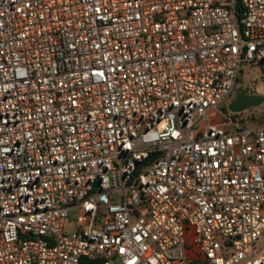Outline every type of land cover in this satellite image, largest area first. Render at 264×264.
Masks as SVG:
<instances>
[{
	"label": "built area",
	"instance_id": "built-area-1",
	"mask_svg": "<svg viewBox=\"0 0 264 264\" xmlns=\"http://www.w3.org/2000/svg\"><path fill=\"white\" fill-rule=\"evenodd\" d=\"M244 64L264 0H0V264H264Z\"/></svg>",
	"mask_w": 264,
	"mask_h": 264
},
{
	"label": "rangeland",
	"instance_id": "rangeland-1",
	"mask_svg": "<svg viewBox=\"0 0 264 264\" xmlns=\"http://www.w3.org/2000/svg\"><path fill=\"white\" fill-rule=\"evenodd\" d=\"M238 87H243L248 94L264 96V76L261 74L259 68L244 64L240 78L237 81ZM223 111L232 117L241 127L264 125V103L258 108L238 114H234L225 108Z\"/></svg>",
	"mask_w": 264,
	"mask_h": 264
},
{
	"label": "water",
	"instance_id": "water-1",
	"mask_svg": "<svg viewBox=\"0 0 264 264\" xmlns=\"http://www.w3.org/2000/svg\"><path fill=\"white\" fill-rule=\"evenodd\" d=\"M263 103L264 96L248 94L243 87H238L232 101L228 105V109L230 112L238 114L250 109L258 108Z\"/></svg>",
	"mask_w": 264,
	"mask_h": 264
},
{
	"label": "trees",
	"instance_id": "trees-1",
	"mask_svg": "<svg viewBox=\"0 0 264 264\" xmlns=\"http://www.w3.org/2000/svg\"><path fill=\"white\" fill-rule=\"evenodd\" d=\"M254 93V92H253Z\"/></svg>",
	"mask_w": 264,
	"mask_h": 264
}]
</instances>
